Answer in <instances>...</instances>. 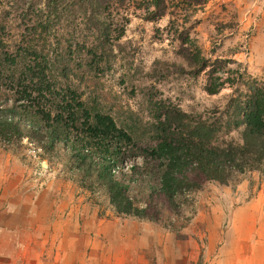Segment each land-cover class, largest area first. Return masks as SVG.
Segmentation results:
<instances>
[{
  "label": "trees",
  "instance_id": "1",
  "mask_svg": "<svg viewBox=\"0 0 264 264\" xmlns=\"http://www.w3.org/2000/svg\"><path fill=\"white\" fill-rule=\"evenodd\" d=\"M135 1L0 0V147L15 154L28 146L48 157L66 154L87 180L84 187L102 190L116 214L154 224L165 217L178 236L198 215L209 182L234 191L252 172L264 178V88L253 82L245 93L234 90L224 111L208 115L156 100L140 135L88 109L78 95L58 87L53 66L42 56L45 41L60 37L58 45L70 54L80 48L101 61L124 32ZM145 1L147 20L166 14L165 0ZM13 30L19 39L10 47ZM182 58L195 74L209 64L197 50ZM223 86L209 84L205 91L215 95ZM142 134L149 140L144 147ZM131 158L130 171L139 183L119 180L112 171ZM132 187L144 189L140 206Z\"/></svg>",
  "mask_w": 264,
  "mask_h": 264
},
{
  "label": "rangeland",
  "instance_id": "2",
  "mask_svg": "<svg viewBox=\"0 0 264 264\" xmlns=\"http://www.w3.org/2000/svg\"><path fill=\"white\" fill-rule=\"evenodd\" d=\"M165 1L166 14L151 21L146 18L147 2L136 0L124 32L114 41L111 51L102 54L101 61L80 48L70 54L66 46L58 45L60 37L46 39L42 56L53 66L58 87L72 91L88 109L111 116L119 128L136 131V135L143 133L140 126L144 129L151 118L156 100H170L187 113L208 115L224 111L234 90L245 93L253 82L257 88H264V0H207L202 4H195V0ZM18 33L10 31V47L19 39ZM196 50L209 60L200 74H195L182 58ZM212 67L216 70L210 74ZM218 83H223L224 88L208 95L206 86ZM139 141L141 147L149 142L146 134ZM23 143L26 145V140ZM33 150V146H28L15 154L0 147V164L8 156L16 172V166L24 167L27 186L38 192L40 199H61L55 205L58 215L63 216L67 207L68 202L64 201H71L74 217L69 216L67 225L56 226L53 240L57 245L69 238L62 230L79 223L84 225L87 241H93L98 229L110 252L112 240H123L121 245L135 247L133 260L145 259L150 264H247L245 258L252 256L256 247L264 248V178L258 172L241 179L247 187L238 194L232 191L230 195V187L225 193L209 182L201 194L198 215L178 236L170 231L165 217L161 224L149 223L151 232L158 229L177 236L175 250V244L152 245L139 228L137 234L131 233L132 219L116 214L102 190L84 187L87 180L80 171L72 169L66 154L48 157L41 150ZM132 160L113 167L117 179L135 182L130 171ZM135 162L141 163L138 159ZM131 189L135 202L142 205L144 189ZM213 206L219 213L214 222L210 215ZM213 223L217 224L216 229L211 227ZM141 233L145 237L142 242L138 239ZM71 240L74 243L77 239ZM224 241L231 244L230 250L225 249V256L231 255L229 263L217 249ZM249 243H255L251 253L248 250L253 246ZM58 253L57 259L62 262L60 248ZM70 254L65 259L71 257L79 263V253L73 250ZM220 257H224L222 262ZM256 264H264V259Z\"/></svg>",
  "mask_w": 264,
  "mask_h": 264
},
{
  "label": "crops",
  "instance_id": "3",
  "mask_svg": "<svg viewBox=\"0 0 264 264\" xmlns=\"http://www.w3.org/2000/svg\"><path fill=\"white\" fill-rule=\"evenodd\" d=\"M5 158L6 162H3V165L0 164V264H62L63 261V264H150L145 259L138 260L139 263L133 260L135 247L121 245L123 240H112L114 246H112L113 249L110 252L106 244L108 242L104 240V235L102 236L98 229L97 233L94 234L93 241H87L84 225L79 223L67 230L63 229V233L68 234L69 238L61 240L57 245L53 240V235L57 231L56 226H62L63 224L65 226L67 225L66 221L70 218L69 216L74 217L71 210V201L62 199L68 204L65 207L66 209H63V216L58 215L55 205L60 203L61 199H40L39 193L35 192L29 185L27 186V180L24 179V167L16 166L19 171L16 172L13 163L9 161V157L5 155ZM246 187L247 183L241 182L234 190V194H238L237 192L244 190ZM218 188L223 189L225 193L229 190L226 186L218 185ZM229 193L231 195L232 190ZM58 209L62 210V208ZM218 214V208L213 206L210 214L211 219H213L212 222L216 221ZM132 221L129 223L131 233L137 234L136 230L139 228L138 230L145 232L146 238H149L152 245L169 246L175 244V250L178 249L177 236L158 229L151 232L152 228L149 223ZM211 227L216 229L218 226L213 223ZM73 237L77 239L74 243L71 240ZM144 238L142 233L138 235L141 242ZM249 246H253L252 249L248 250L251 253L255 248V243H249ZM59 248L64 255L62 262L57 259ZM217 249H220L225 261L229 263L231 255L226 257L225 249L230 250L231 244L224 241ZM73 250L79 253L76 255L79 257V263L71 257L65 259L66 255ZM251 255L245 258L247 264H256V261H262L264 259V248L261 246L256 247L255 253ZM224 257H220L219 261L222 262ZM209 258L211 257L209 256ZM214 262L216 261L214 260Z\"/></svg>",
  "mask_w": 264,
  "mask_h": 264
}]
</instances>
